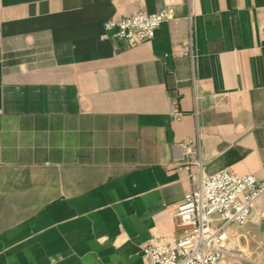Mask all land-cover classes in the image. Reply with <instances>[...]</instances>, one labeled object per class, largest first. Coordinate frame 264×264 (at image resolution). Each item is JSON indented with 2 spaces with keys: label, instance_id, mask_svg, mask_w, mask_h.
<instances>
[{
  "label": "crops",
  "instance_id": "crops-1",
  "mask_svg": "<svg viewBox=\"0 0 264 264\" xmlns=\"http://www.w3.org/2000/svg\"><path fill=\"white\" fill-rule=\"evenodd\" d=\"M162 10L150 41L101 39ZM188 140L204 175L264 180V0H0V264H146ZM227 232L264 264V195Z\"/></svg>",
  "mask_w": 264,
  "mask_h": 264
},
{
  "label": "built area",
  "instance_id": "built-area-1",
  "mask_svg": "<svg viewBox=\"0 0 264 264\" xmlns=\"http://www.w3.org/2000/svg\"><path fill=\"white\" fill-rule=\"evenodd\" d=\"M169 18L166 10L153 14L137 13L103 24L104 36L135 47L154 38L162 23ZM193 58L192 45L184 53ZM171 116L179 118L177 103ZM184 161L180 164L189 173L190 187L174 207L173 218L178 231L176 239L156 237L141 251L146 264H258L229 243L227 228L246 226L259 199L264 195V180L252 175H238L221 169L204 175L199 141L181 145ZM260 247V243L256 248Z\"/></svg>",
  "mask_w": 264,
  "mask_h": 264
}]
</instances>
